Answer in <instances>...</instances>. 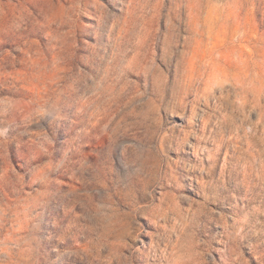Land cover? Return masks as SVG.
Wrapping results in <instances>:
<instances>
[{"label": "rangeland", "instance_id": "1", "mask_svg": "<svg viewBox=\"0 0 264 264\" xmlns=\"http://www.w3.org/2000/svg\"><path fill=\"white\" fill-rule=\"evenodd\" d=\"M0 264H264V0H0Z\"/></svg>", "mask_w": 264, "mask_h": 264}]
</instances>
